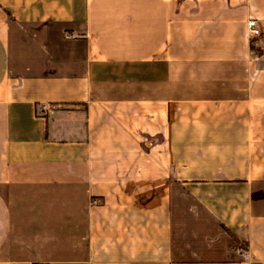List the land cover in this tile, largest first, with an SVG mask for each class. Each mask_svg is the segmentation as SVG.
Here are the masks:
<instances>
[{
  "label": "crops",
  "instance_id": "0c3cea01",
  "mask_svg": "<svg viewBox=\"0 0 264 264\" xmlns=\"http://www.w3.org/2000/svg\"><path fill=\"white\" fill-rule=\"evenodd\" d=\"M249 18L264 0H0V264H264Z\"/></svg>",
  "mask_w": 264,
  "mask_h": 264
},
{
  "label": "built area",
  "instance_id": "2783aa9c",
  "mask_svg": "<svg viewBox=\"0 0 264 264\" xmlns=\"http://www.w3.org/2000/svg\"><path fill=\"white\" fill-rule=\"evenodd\" d=\"M248 33L251 37H258L264 33V22L261 23L260 21L256 20L255 18H249L246 23ZM51 106L50 105H42L41 109L48 110Z\"/></svg>",
  "mask_w": 264,
  "mask_h": 264
},
{
  "label": "trees",
  "instance_id": "16d2710c",
  "mask_svg": "<svg viewBox=\"0 0 264 264\" xmlns=\"http://www.w3.org/2000/svg\"><path fill=\"white\" fill-rule=\"evenodd\" d=\"M256 51H257V49H256ZM237 243H238V242H237ZM238 244H239V243H238ZM240 246H242V248H244V249L246 248L244 243H241Z\"/></svg>",
  "mask_w": 264,
  "mask_h": 264
}]
</instances>
